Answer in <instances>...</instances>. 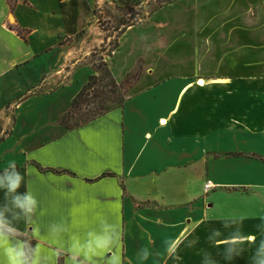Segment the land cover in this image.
Wrapping results in <instances>:
<instances>
[{
    "label": "crops",
    "instance_id": "crops-1",
    "mask_svg": "<svg viewBox=\"0 0 264 264\" xmlns=\"http://www.w3.org/2000/svg\"><path fill=\"white\" fill-rule=\"evenodd\" d=\"M147 1L0 0V264H264V0L127 27L105 60L138 72L121 106L60 123L97 76L95 9Z\"/></svg>",
    "mask_w": 264,
    "mask_h": 264
},
{
    "label": "rangeland",
    "instance_id": "rangeland-1",
    "mask_svg": "<svg viewBox=\"0 0 264 264\" xmlns=\"http://www.w3.org/2000/svg\"><path fill=\"white\" fill-rule=\"evenodd\" d=\"M156 1L157 0H148L137 7H128L122 11L112 8V10L95 9L94 28L99 31V34L103 37V41L99 46L87 48V56L85 59H87L90 64H93L95 73L97 74V76H95L99 81L88 91L84 92L83 97L79 100L77 109L74 110L73 115L67 121L68 126L81 125L91 118L96 117L101 112L117 107L118 103L122 101L125 91H127L129 86L136 80L138 72L132 73L121 85H118V87H111L105 75L106 68L104 65L107 67L105 62L106 57L111 56L115 51L114 47L118 44L119 37L126 30L128 25L131 26L139 22H144L148 18L149 11L157 4ZM101 11L106 12L108 15H106V17L111 16V20L107 21L104 19L105 13L100 14ZM87 36V34L83 33L79 38L69 40V46L74 47L73 50H80V48L83 47L86 48V44L82 45V47L79 44ZM85 40L87 44L90 43L89 38ZM79 55L80 59H82L83 55L80 51ZM75 62L79 64L78 60H74L65 66L66 72L72 70ZM56 84L57 83H53L52 87ZM47 89H42L40 92L46 91Z\"/></svg>",
    "mask_w": 264,
    "mask_h": 264
},
{
    "label": "trees",
    "instance_id": "trees-1",
    "mask_svg": "<svg viewBox=\"0 0 264 264\" xmlns=\"http://www.w3.org/2000/svg\"><path fill=\"white\" fill-rule=\"evenodd\" d=\"M174 0H157L156 2H157V4H156V6L151 10V11H149V13H148V17H150L155 11H157L158 9H160V8H162V7H164V6H166V5H168V4H170V3H172ZM9 3L11 4V6L13 7L14 5H15V0H9ZM127 27H129V25L127 26ZM16 32H17V34L19 35V36H21V37H23V34H22V32L20 31V30H16ZM82 34V33H81ZM80 34V35H81ZM79 35V36H80ZM118 48V44H116L115 45V47H114V50H116ZM113 50V51H114ZM105 66V68H106V73H105V75H106V77H107V79H108V82H109V85L111 86V87H118V84L114 81V79H113V77H112V75H111V73H110V71L108 70V68L106 67V65H104ZM99 81V79L95 76V75H93V76H91L90 78H89V80H88V82L83 86V88L81 89V91L78 93V95L73 99V101H72V104H71V110L65 115V116H63L62 117V119H61V121H60V123H61V125L62 126H64L67 130H72V129H74V128H76V127H78L79 125L77 124V125H73V126H68L67 125V121L71 118V116L73 115V113H74V110H76L77 109V107H78V103H79V100L83 97V94H84V92H86V91H88L91 87H93L94 85H96V83ZM123 103V99H122V101L121 102H119L118 103V105H117V107L118 106H121V104ZM110 110V109H109ZM108 111V110H107ZM106 112V111H105ZM104 112H101L99 115H102ZM99 115H97L96 117H93V118H91L90 120H88V121H86V122H89V121H92V120H94L95 118H97ZM85 122V123H86ZM5 233H7V234H9V235H13L14 236V234H12V233H10V232H6V231H4ZM22 241H25L24 239H22V238H20ZM32 249H33V245H28V243L27 242H25L24 243V257H25V259L26 260H30V258H31V254H32Z\"/></svg>",
    "mask_w": 264,
    "mask_h": 264
},
{
    "label": "built area",
    "instance_id": "built-area-1",
    "mask_svg": "<svg viewBox=\"0 0 264 264\" xmlns=\"http://www.w3.org/2000/svg\"><path fill=\"white\" fill-rule=\"evenodd\" d=\"M211 188L212 187H211V185L209 183L205 184V186H204L205 192L209 191Z\"/></svg>",
    "mask_w": 264,
    "mask_h": 264
},
{
    "label": "bare ground",
    "instance_id": "bare-ground-1",
    "mask_svg": "<svg viewBox=\"0 0 264 264\" xmlns=\"http://www.w3.org/2000/svg\"><path fill=\"white\" fill-rule=\"evenodd\" d=\"M200 84H202L203 82L202 81H199Z\"/></svg>",
    "mask_w": 264,
    "mask_h": 264
},
{
    "label": "snow or ice",
    "instance_id": "snow-or-ice-1",
    "mask_svg": "<svg viewBox=\"0 0 264 264\" xmlns=\"http://www.w3.org/2000/svg\"><path fill=\"white\" fill-rule=\"evenodd\" d=\"M162 123H166V121H162Z\"/></svg>",
    "mask_w": 264,
    "mask_h": 264
}]
</instances>
